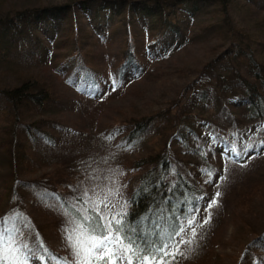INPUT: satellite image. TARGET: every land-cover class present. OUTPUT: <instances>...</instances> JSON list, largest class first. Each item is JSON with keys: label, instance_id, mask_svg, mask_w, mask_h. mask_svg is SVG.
<instances>
[{"label": "trees", "instance_id": "trees-1", "mask_svg": "<svg viewBox=\"0 0 264 264\" xmlns=\"http://www.w3.org/2000/svg\"><path fill=\"white\" fill-rule=\"evenodd\" d=\"M205 7L213 11L200 31L218 34V46L209 47L208 58L175 67L153 98L157 103L136 104L131 90L165 77L161 64L199 34L193 22ZM55 39L62 44L59 58L49 49ZM64 85L91 103H111V128L122 131L124 142L150 143L144 156L124 166L133 175L123 188L131 201L129 222L150 229L158 215H171L173 206L182 212L185 196H203L218 182L220 173L199 139L208 124L223 119L220 112L231 108L233 127L251 121L264 125V0H0V185L5 186L0 216L13 210L23 214L30 243L38 239L70 260L62 235L65 217L55 199L75 195L69 171L61 174L73 160L65 141L68 129L58 120ZM173 140L195 157V171L187 167V157L174 153ZM262 140L264 129L243 160L251 161L255 150L264 152ZM220 161L228 163L224 157ZM257 175L231 200L233 232L240 233L235 241L250 236L239 242L237 264H250L252 258V264H264V172ZM171 182L176 188L169 193ZM215 262L212 257L209 264ZM179 264L200 262L187 254Z\"/></svg>", "mask_w": 264, "mask_h": 264}, {"label": "rangeland", "instance_id": "rangeland-1", "mask_svg": "<svg viewBox=\"0 0 264 264\" xmlns=\"http://www.w3.org/2000/svg\"><path fill=\"white\" fill-rule=\"evenodd\" d=\"M212 11V8L205 7L201 12H198L193 22L192 30L200 31V28L211 17ZM218 42V34H214L213 32L208 31L204 33L200 31L198 35L195 34L194 37L186 41L185 45L172 52L163 61L161 67L162 75L165 77L162 80L139 82L131 90L133 94L130 95V98L139 106L145 105L147 107L151 105V102L157 103L153 98L163 91L165 85L163 80L169 78V73L173 74L175 67L191 62L195 63L198 60L205 59L206 56L208 58L210 56L208 54L209 47L216 48ZM54 43V46L51 45L49 49L54 53L53 55L59 58L62 56V49L59 48L62 44L57 39L54 40ZM61 93V107H59L61 112L58 114V120L68 129L66 130V136L69 141L66 138L65 141L68 152L72 153L73 156L68 170L67 168L66 170L63 169L61 174L65 173V171L68 173L69 171L70 178L74 182V187L81 181L87 187H92L97 183L101 184V186L107 183L110 187V182L106 181L104 177L111 176L113 170H115L117 175L114 178L118 184L124 185L125 181L133 175L124 166H126L129 160L144 156L150 149V143L145 141H130L126 143L121 139L122 131L118 128H111L112 122H114L110 110L111 103L95 104L91 103L90 99L79 98L68 85L63 86ZM174 94L172 92V95ZM163 98L159 99L161 105L165 101ZM167 99L169 98L167 97ZM130 104L133 105L135 103L130 102ZM229 112H231L230 107L220 112L223 119L216 120L215 123L218 124L216 126L208 124L203 137L199 139L200 144L202 146L205 145V153L220 175L218 182L212 188H207L208 190L204 192L203 196L205 199L202 202L198 220H202L206 215L202 209L207 201L217 191L221 194L218 198V205L212 210L210 222L204 225L203 228L198 229L199 235L194 250L188 253L190 257L198 259L200 264H209L212 257L216 259L215 264H237L239 262L242 256V248L239 242L244 241L245 238L239 242L235 241L239 238L240 233L233 232L235 218L232 212L231 200L241 184H245L251 179L256 178L258 172H264V152L261 153L255 150L252 152L254 158L251 161L247 162L246 158L243 160L246 145L250 144L263 131V129L257 131L258 127L263 124L260 121H251L250 123L233 127L234 125H232L228 118L230 116ZM199 124L200 122L196 120L194 125L198 126ZM220 128L222 129L220 130ZM110 135L112 139H108ZM61 138L60 136L59 140ZM188 143L198 144L192 140H189ZM170 146L176 155L184 158L185 161L188 158L191 163L187 162V167L195 171L197 168L194 164L195 157L186 155L187 148L181 143H176V140H173ZM236 146H240V149H243L239 153L240 155L237 156L226 151ZM223 157L228 163H221L220 158ZM35 159L41 164V156L37 155ZM48 162L53 161L49 159ZM90 175H99L101 179H88ZM221 176L224 177L222 181L220 180ZM1 191H5L4 185L3 187L0 185ZM28 196L32 199L33 194H30L28 191ZM9 206H11V203H8L5 208ZM13 213H15L14 210ZM233 236L234 239H232ZM245 236L246 239L250 237L248 234ZM253 259L248 260V262L250 264L254 263ZM33 264H39V262L34 261Z\"/></svg>", "mask_w": 264, "mask_h": 264}, {"label": "snow or ice", "instance_id": "snow-or-ice-1", "mask_svg": "<svg viewBox=\"0 0 264 264\" xmlns=\"http://www.w3.org/2000/svg\"><path fill=\"white\" fill-rule=\"evenodd\" d=\"M261 129L264 125L259 126L257 131ZM261 146H264V140ZM252 147V144L246 145L244 154ZM226 151L240 155L235 148ZM202 171L210 178L214 175L210 169ZM116 175L113 170L111 176L104 177L110 182V187L107 183L87 187L81 181L75 187L70 186L75 193L70 199L55 197L65 217L62 235L71 255L70 260L51 253L38 239L30 243V229L23 214L9 213L0 216V264H33L34 261L39 264H179L181 258H186L194 250L198 229L210 222L220 192L217 191L203 207L206 215L202 220H198V215L204 196L191 199L185 196L181 201L185 205L182 212L177 214L178 209L173 206L171 215H158L152 227L145 229L142 225L129 222L127 209L131 201L124 197L123 188L126 185L118 184L114 178ZM88 179L100 180L101 177L90 175ZM164 179L157 180L156 186ZM223 179L221 176L220 180ZM175 188L176 183L171 182L166 190L171 193ZM142 190H148L147 185ZM167 203L168 198L165 197L163 204ZM158 208L161 212L167 211L160 205Z\"/></svg>", "mask_w": 264, "mask_h": 264}]
</instances>
